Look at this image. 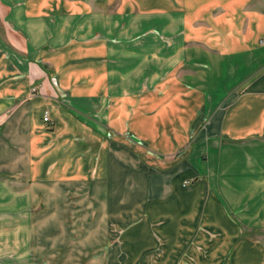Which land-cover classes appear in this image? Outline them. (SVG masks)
<instances>
[{
    "label": "crops",
    "instance_id": "1",
    "mask_svg": "<svg viewBox=\"0 0 264 264\" xmlns=\"http://www.w3.org/2000/svg\"><path fill=\"white\" fill-rule=\"evenodd\" d=\"M115 1L0 0L6 252L26 253L44 186L94 179L137 194L168 254L195 237L209 261L264 264L245 232L264 230V0Z\"/></svg>",
    "mask_w": 264,
    "mask_h": 264
},
{
    "label": "rangeland",
    "instance_id": "2",
    "mask_svg": "<svg viewBox=\"0 0 264 264\" xmlns=\"http://www.w3.org/2000/svg\"><path fill=\"white\" fill-rule=\"evenodd\" d=\"M92 1L100 8L114 7L110 6L111 0ZM118 1L113 4L117 5ZM146 30L139 36L147 37L153 31L163 37L161 27ZM51 82L58 85L57 77L51 75ZM37 91V86L32 87L31 93ZM58 95L71 104L65 92ZM5 131L4 124H0V155H5L10 144L1 140ZM123 136L139 144L140 158L145 162L144 154L149 152L146 143L128 133ZM97 184L92 179L84 183H59L52 189L44 186L37 203L27 205L26 237L20 238L26 243V253L9 254L0 237V264H230V253L219 254L212 261L204 259L205 243L196 242L195 237L186 238V247L177 237L181 243L174 244L172 254H168V238H164L162 222L148 218L145 203L137 205L138 196L131 188L110 190L105 183L99 189ZM110 192L117 203H111ZM245 232L254 239L264 238V230ZM207 233L213 236L212 232Z\"/></svg>",
    "mask_w": 264,
    "mask_h": 264
},
{
    "label": "built area",
    "instance_id": "3",
    "mask_svg": "<svg viewBox=\"0 0 264 264\" xmlns=\"http://www.w3.org/2000/svg\"><path fill=\"white\" fill-rule=\"evenodd\" d=\"M262 43H264V40H262ZM49 120H50L49 112H46V114L44 115V121H49Z\"/></svg>",
    "mask_w": 264,
    "mask_h": 264
}]
</instances>
